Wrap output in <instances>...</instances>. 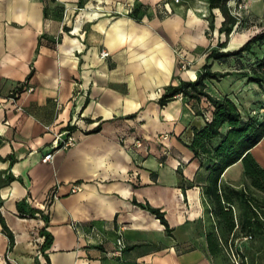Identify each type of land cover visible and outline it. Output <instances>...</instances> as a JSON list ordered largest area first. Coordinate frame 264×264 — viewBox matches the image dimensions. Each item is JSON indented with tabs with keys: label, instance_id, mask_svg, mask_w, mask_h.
<instances>
[{
	"label": "crops",
	"instance_id": "0c3cea01",
	"mask_svg": "<svg viewBox=\"0 0 264 264\" xmlns=\"http://www.w3.org/2000/svg\"><path fill=\"white\" fill-rule=\"evenodd\" d=\"M223 21L208 0H0V212L14 238L8 251L0 223V264H233L231 235L204 197L210 172L186 144L212 107L181 95L159 104L208 63L233 72L206 80L208 93L245 118L259 110L264 86L240 74L250 56H207L222 42L237 50L264 24L226 35ZM61 133L76 145L43 162ZM251 153L264 168V137ZM244 181L240 161L221 176ZM20 202L38 212L21 217ZM139 204L164 212L169 230ZM234 250L264 264L256 241L237 238Z\"/></svg>",
	"mask_w": 264,
	"mask_h": 264
},
{
	"label": "trees",
	"instance_id": "16d2710c",
	"mask_svg": "<svg viewBox=\"0 0 264 264\" xmlns=\"http://www.w3.org/2000/svg\"><path fill=\"white\" fill-rule=\"evenodd\" d=\"M232 1L238 3L243 0H208L211 11L219 9L224 16L219 31L226 35L232 33L239 24V18L230 12L228 6ZM212 16L214 17V14ZM210 27L214 28V24L211 23ZM225 46L226 43L222 42L212 49L207 56L208 62L211 60L224 61L229 58L247 61L246 58L249 55V62H246L249 71H243L240 74L247 77L248 82L255 83L260 87L264 86V52L262 56L258 53V49L264 47V27L237 50L221 51ZM252 57H254L253 60ZM232 74L233 72H213L211 65L206 63L195 81H181L178 85H170L159 99V104L162 107L177 95L197 103H201L205 99L212 107L210 118L204 116L205 125L194 129L191 140L186 144L210 172L208 182L204 186V197L212 204L210 211L220 221L223 232L228 236L231 235L228 244L229 250L231 249L230 244L237 238L250 235L251 240H257L264 237V197L256 194L264 193V168L251 153V149L264 137V113H255L245 118L237 104L229 97L217 98L206 91V80H217ZM238 161L243 165L245 178L243 185L247 184V187L243 186L244 188L239 189L221 182V176L226 169ZM23 205L24 203L20 202L17 206L21 217L38 212V210L32 209L28 213ZM139 206L155 214L169 230L164 212L149 204H139ZM0 223L3 232L9 238L8 251H10L14 244V238L1 212ZM47 238L48 236H46ZM49 244L50 242L45 240L44 246L47 247ZM235 253L241 263H244V256L239 251L235 250ZM36 264L39 263L36 262ZM233 264L235 263L233 262Z\"/></svg>",
	"mask_w": 264,
	"mask_h": 264
},
{
	"label": "rangeland",
	"instance_id": "374dc122",
	"mask_svg": "<svg viewBox=\"0 0 264 264\" xmlns=\"http://www.w3.org/2000/svg\"><path fill=\"white\" fill-rule=\"evenodd\" d=\"M239 3L242 4L241 9L237 8L235 10L234 7H232V6H234L235 2H231L230 3L231 7H229L231 12L233 14H236L239 18V24L234 28V31H236V32L241 31L242 32V31H246L247 29H249V30H251V32H253V31L260 30L262 25L264 24V18H263V16H264L263 15L264 14V0H243ZM220 18L221 17L219 16L217 23L220 22ZM261 19H262V21H261ZM181 59H183V61H185L188 64L186 67V69H187L190 66V63H188L186 60H184L183 57H181ZM182 70H185V69H182ZM240 95H242V94H240ZM256 107L259 109L258 111H256V113H262V114L264 113V110H260V109L264 108V101L261 103L257 102ZM251 115H252V113H251ZM244 186L247 187V184ZM256 194L260 197H264V193H256ZM252 241H256V244H261L262 246H264V237H260L257 240H252ZM230 246L233 249V251L235 252L234 242H232L230 244ZM228 249H229V247H228ZM237 258H238V263L242 264L240 258L238 256H237ZM259 259L264 261V257L259 258Z\"/></svg>",
	"mask_w": 264,
	"mask_h": 264
},
{
	"label": "built area",
	"instance_id": "2783aa9c",
	"mask_svg": "<svg viewBox=\"0 0 264 264\" xmlns=\"http://www.w3.org/2000/svg\"><path fill=\"white\" fill-rule=\"evenodd\" d=\"M176 2H179V0H176ZM232 2H234V1H232ZM230 3L231 2H229V4H228L229 7H231V4ZM232 7H234L235 10L237 8L241 9L242 8V4L239 3V2L238 3L235 2L234 6H232ZM230 12H231V10H230ZM233 15L237 16L236 14H233ZM101 55H102L103 58H105V57L109 56V52L103 51L101 53ZM180 65H181L180 68L186 69V67H187L188 64L185 61H183V59H181L180 60ZM31 90H32L31 88L28 89V91H31ZM67 135L68 134L66 133L65 136H67ZM63 137H64V133L58 134L56 136V139H55L54 143L52 144V145H55V146L52 147V150H50L49 152H47L44 155V157L42 159L43 162L46 163V162H50L52 160V158H53V150L60 149V148H70V147H74L76 145V140L73 137H66V138H63ZM75 189L76 190H79V187L76 185L73 190H75ZM244 239L245 240H250L251 239V236L250 235L249 236H245ZM124 248H125V243H124L122 237L120 236L117 239L116 249L114 250V253L117 254V255H121ZM229 251H230V254H231V257H232V261L235 264H239L238 263V258L236 256L235 252L232 250V248Z\"/></svg>",
	"mask_w": 264,
	"mask_h": 264
}]
</instances>
